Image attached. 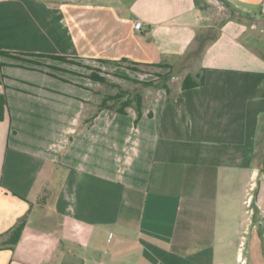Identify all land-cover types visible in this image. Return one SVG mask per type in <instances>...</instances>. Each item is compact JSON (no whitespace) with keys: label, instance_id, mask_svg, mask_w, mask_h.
Instances as JSON below:
<instances>
[{"label":"crops","instance_id":"1","mask_svg":"<svg viewBox=\"0 0 264 264\" xmlns=\"http://www.w3.org/2000/svg\"><path fill=\"white\" fill-rule=\"evenodd\" d=\"M228 1L215 25L197 0H0V50L197 79L137 119L0 57V264H264V0Z\"/></svg>","mask_w":264,"mask_h":264},{"label":"rangeland","instance_id":"2","mask_svg":"<svg viewBox=\"0 0 264 264\" xmlns=\"http://www.w3.org/2000/svg\"><path fill=\"white\" fill-rule=\"evenodd\" d=\"M197 2L206 13L213 17L215 25L220 24L225 18L239 15L236 13L237 8L228 0H197ZM22 62L56 76L69 79L84 78V86L99 95L98 98L93 99L95 107L109 108L113 111L123 109L125 104H130L125 109L135 108L137 98H141L142 101L145 92L153 93L161 88L175 90L183 84L182 80L186 77L191 81H197L192 75L184 77V74L192 69V58L176 68L169 67L166 63L139 67L124 62L85 58L61 59L38 55L28 56ZM91 80H96L98 84L91 83ZM243 236V238H252L250 232H245Z\"/></svg>","mask_w":264,"mask_h":264},{"label":"trees","instance_id":"3","mask_svg":"<svg viewBox=\"0 0 264 264\" xmlns=\"http://www.w3.org/2000/svg\"><path fill=\"white\" fill-rule=\"evenodd\" d=\"M239 13H243V12L239 11ZM228 19H230V18H225L223 21L228 20ZM32 55L67 59V57H65V56L45 55V54H31V53L0 50V57H2V56L10 57V58H13V59H15L17 61H24L26 57L32 56ZM159 64H163V63H159ZM0 65H3V63L1 61H0ZM132 65H134V64H132ZM196 84H197V82L191 81L189 78L186 77L183 80L182 87L183 88H189V87H192V86H194ZM129 105L130 104H125L123 109L116 110V112L124 113L125 112V107H127ZM6 108H7L6 96H5L4 93H0V121L4 118V115L6 113ZM141 108H142V101H141V98L138 97L137 100H136V105H135V111L137 113V119L141 115ZM24 223H25V219L22 218L9 231H7L5 233V234H8V236H9L8 241H10L9 243L11 245H14L18 241V239L20 237V234H21V231H22V229L24 227Z\"/></svg>","mask_w":264,"mask_h":264},{"label":"built area","instance_id":"4","mask_svg":"<svg viewBox=\"0 0 264 264\" xmlns=\"http://www.w3.org/2000/svg\"><path fill=\"white\" fill-rule=\"evenodd\" d=\"M134 27L136 29H139L141 27V23L139 21H136L135 24H134ZM238 261H239L240 264H244L245 263V261L242 258H240V257H238Z\"/></svg>","mask_w":264,"mask_h":264}]
</instances>
